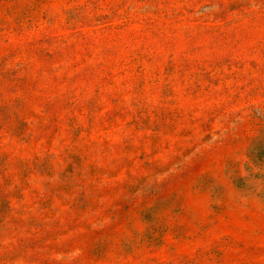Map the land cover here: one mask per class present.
<instances>
[{"label": "rangeland", "instance_id": "rangeland-1", "mask_svg": "<svg viewBox=\"0 0 264 264\" xmlns=\"http://www.w3.org/2000/svg\"><path fill=\"white\" fill-rule=\"evenodd\" d=\"M0 264H264V0H0Z\"/></svg>", "mask_w": 264, "mask_h": 264}]
</instances>
